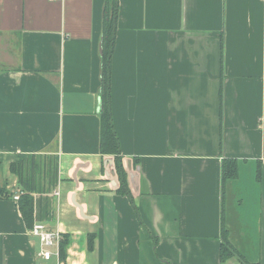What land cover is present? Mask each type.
I'll return each instance as SVG.
<instances>
[{"label": "crops", "instance_id": "1", "mask_svg": "<svg viewBox=\"0 0 264 264\" xmlns=\"http://www.w3.org/2000/svg\"><path fill=\"white\" fill-rule=\"evenodd\" d=\"M104 1L0 0V264H243L221 259L223 237L264 264V0H118L129 195L99 151ZM32 154L56 175L32 224L60 234L64 260L41 257L13 199L10 165Z\"/></svg>", "mask_w": 264, "mask_h": 264}, {"label": "trees", "instance_id": "2", "mask_svg": "<svg viewBox=\"0 0 264 264\" xmlns=\"http://www.w3.org/2000/svg\"><path fill=\"white\" fill-rule=\"evenodd\" d=\"M118 0H105L102 11V53L101 61V80L99 89L98 114L100 121L99 151L101 154H112L115 158L116 170L120 179L118 192L129 195L126 183V176L122 168L121 153L118 137L114 130L110 106V66L111 56L114 48V40L117 29ZM235 161H230L229 166L223 171V180L235 173ZM11 172L16 175L22 193L18 198V208L22 218L31 228L33 223V192L44 191V182L55 178V169L50 171L46 168L45 162H40L39 157L28 155L19 162L11 163ZM227 171V172H226ZM50 183V182H49ZM10 192L0 186V198H8ZM91 238V237H90ZM89 248H91V240ZM236 255L243 264H258L248 262L229 244L223 237L221 243L220 256L225 259L228 256ZM59 257L64 260V243L59 245Z\"/></svg>", "mask_w": 264, "mask_h": 264}, {"label": "built area", "instance_id": "3", "mask_svg": "<svg viewBox=\"0 0 264 264\" xmlns=\"http://www.w3.org/2000/svg\"><path fill=\"white\" fill-rule=\"evenodd\" d=\"M21 190L13 195L14 200H18ZM30 233L37 238L40 245L39 254L43 259H49L53 254L58 256V244L61 236L58 232L49 230L42 222H35L31 227ZM54 249H56L54 251Z\"/></svg>", "mask_w": 264, "mask_h": 264}, {"label": "water", "instance_id": "4", "mask_svg": "<svg viewBox=\"0 0 264 264\" xmlns=\"http://www.w3.org/2000/svg\"><path fill=\"white\" fill-rule=\"evenodd\" d=\"M102 53V36L100 37V42H99V56L101 57Z\"/></svg>", "mask_w": 264, "mask_h": 264}, {"label": "rangeland", "instance_id": "5", "mask_svg": "<svg viewBox=\"0 0 264 264\" xmlns=\"http://www.w3.org/2000/svg\"><path fill=\"white\" fill-rule=\"evenodd\" d=\"M19 191V190H18ZM17 193V192H16Z\"/></svg>", "mask_w": 264, "mask_h": 264}]
</instances>
